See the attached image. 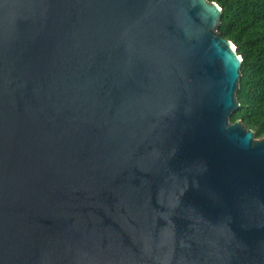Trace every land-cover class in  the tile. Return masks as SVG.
Listing matches in <instances>:
<instances>
[{
	"label": "water",
	"instance_id": "water-1",
	"mask_svg": "<svg viewBox=\"0 0 264 264\" xmlns=\"http://www.w3.org/2000/svg\"><path fill=\"white\" fill-rule=\"evenodd\" d=\"M211 0H0V264H264V137Z\"/></svg>",
	"mask_w": 264,
	"mask_h": 264
},
{
	"label": "trees",
	"instance_id": "trees-1",
	"mask_svg": "<svg viewBox=\"0 0 264 264\" xmlns=\"http://www.w3.org/2000/svg\"><path fill=\"white\" fill-rule=\"evenodd\" d=\"M222 7L221 34L243 57L237 91L239 108L231 121L241 120L264 137V0H211Z\"/></svg>",
	"mask_w": 264,
	"mask_h": 264
}]
</instances>
